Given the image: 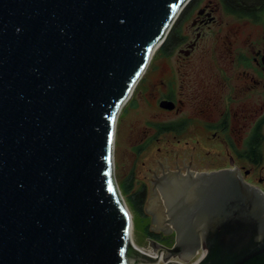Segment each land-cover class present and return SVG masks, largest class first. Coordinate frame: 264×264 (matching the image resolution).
Here are the masks:
<instances>
[{"label": "water", "instance_id": "obj_1", "mask_svg": "<svg viewBox=\"0 0 264 264\" xmlns=\"http://www.w3.org/2000/svg\"><path fill=\"white\" fill-rule=\"evenodd\" d=\"M189 1L0 0V264H264V193L229 170L162 179L175 242L133 240L117 124Z\"/></svg>", "mask_w": 264, "mask_h": 264}, {"label": "flooded vegetation", "instance_id": "obj_2", "mask_svg": "<svg viewBox=\"0 0 264 264\" xmlns=\"http://www.w3.org/2000/svg\"><path fill=\"white\" fill-rule=\"evenodd\" d=\"M164 42L122 123L136 156L155 145L166 151L147 175L154 206L148 227L172 246L159 187L165 177L229 170L264 193V0H190ZM140 189L144 208L148 188Z\"/></svg>", "mask_w": 264, "mask_h": 264}, {"label": "rangeland", "instance_id": "obj_3", "mask_svg": "<svg viewBox=\"0 0 264 264\" xmlns=\"http://www.w3.org/2000/svg\"><path fill=\"white\" fill-rule=\"evenodd\" d=\"M183 11L181 12L179 16L183 14ZM158 50L156 52H158ZM135 102H136L135 100L131 101L130 104L127 106V109L126 107L125 109L127 111L128 110L131 111L136 106ZM123 110H124V107L122 111ZM122 111H121V114H122ZM125 112L126 111L124 110V113L122 115L124 114L125 115L123 117L122 115H120L121 117H119L118 124H117V135H116V143H115L116 177H117L118 183L120 182L122 190L125 189V185L128 182V179L132 177L130 179H131V182H133L134 190L140 189L141 186H146L148 188V195H149L151 184H150L149 179L147 178V175L150 174V168H156L159 166L158 165L159 160L163 161L166 151L163 148L162 151L158 152V149L155 145L154 147L149 148L146 152H144L140 156H136L134 153H132V151L130 150L131 147L129 146L125 138V135L123 133L124 121L122 123V120L124 117H125L124 119H126L128 115ZM129 142H131V140ZM124 197H127V195ZM129 205H130L129 208L133 215V240L134 242L140 248L144 249L145 251L154 253V251L149 245V239L147 237L148 236V225L150 221H152V219H150V213H147L145 211L146 204H145V207L143 208V213H140L138 210L133 208L130 201H129ZM162 262L163 261H161V263Z\"/></svg>", "mask_w": 264, "mask_h": 264}, {"label": "trees", "instance_id": "obj_4", "mask_svg": "<svg viewBox=\"0 0 264 264\" xmlns=\"http://www.w3.org/2000/svg\"><path fill=\"white\" fill-rule=\"evenodd\" d=\"M119 186L121 188L120 182H119ZM121 191H122L124 196L127 195V197H125V199H126L128 205H129V201H130L133 208L138 210L140 213H143V205H144V202L146 199V192L144 191V189L134 190L133 189V182H127L125 185V189L122 190V188H121ZM148 235H150L152 238L154 237V239H155V236H152V232L150 231L149 227H148ZM163 242L165 245L169 246L172 244L173 240L170 237L166 236V237H164Z\"/></svg>", "mask_w": 264, "mask_h": 264}, {"label": "bare ground", "instance_id": "obj_5", "mask_svg": "<svg viewBox=\"0 0 264 264\" xmlns=\"http://www.w3.org/2000/svg\"><path fill=\"white\" fill-rule=\"evenodd\" d=\"M158 49H159V48H158ZM158 49H157V50H158ZM157 50H156V51H157ZM126 202H127V201H126ZM127 204H128V203H127ZM128 206H129V205H128ZM131 214H132V213H131ZM132 217H133V215H132Z\"/></svg>", "mask_w": 264, "mask_h": 264}]
</instances>
